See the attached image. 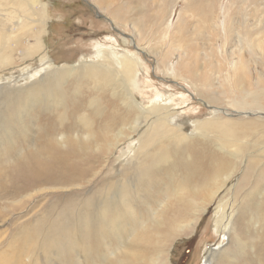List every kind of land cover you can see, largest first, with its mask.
Segmentation results:
<instances>
[{"label": "rangeland", "instance_id": "374dc122", "mask_svg": "<svg viewBox=\"0 0 264 264\" xmlns=\"http://www.w3.org/2000/svg\"><path fill=\"white\" fill-rule=\"evenodd\" d=\"M14 2L0 0V264L36 263L38 246L48 235L51 244H44L48 254L63 252L48 255V261L40 254L43 264H79L76 260L87 264L72 248L74 242L82 245L81 237L88 239L85 248L91 261L99 264L97 255L107 253L111 244L116 249L117 239L102 229L109 228L113 218L100 224L94 213L106 198L117 204V210L125 208L111 200V194L127 187L125 183L132 184L139 199L119 218L134 227L136 236L146 229L150 244L139 246L141 252L149 256L164 249L159 263L205 264L208 249L216 251L212 264H264V182L254 175L264 164L246 168L235 190L224 195L239 180L245 164L241 162L264 154V128L244 127L246 120L258 117L264 124V0H34L31 12ZM184 43L194 49L190 56L178 49ZM100 48L108 49L107 58L97 59ZM114 50L141 59L145 70L137 87L120 82L108 58ZM166 53L173 63L184 56L185 63L175 73L165 68ZM87 64L95 67L93 71L85 68ZM36 88L40 102L32 108L8 109L17 103L11 95L34 100ZM127 92L140 108L155 94L165 96L189 120L220 115L215 108L226 110L225 116L235 121L230 125L236 141L249 142L244 150H251L244 151L237 163L222 162L217 170L209 151L216 149L218 134L201 136L188 122L180 130L188 134L184 140L132 146L144 128L140 127L144 117L130 129L139 111ZM244 104L250 108L241 110ZM244 111L247 119L238 116ZM119 130L125 132L108 150ZM85 138L89 140L79 147L82 142L76 141ZM259 145L262 149H252ZM65 159L62 169L59 164ZM237 164L238 171L205 205L194 229L177 232L172 226L190 219L192 205L176 202L192 197L220 171L230 172ZM144 166L152 167L155 179L151 185L136 186ZM37 169L62 171L64 183L42 176L38 183L43 186L25 189L28 175ZM77 182L81 184L76 186ZM165 187L183 188L186 197L170 200L164 224L157 230L155 212L162 214L166 208H160L157 195ZM229 198L235 200L236 225L224 234L214 217ZM87 217L90 228L81 222ZM136 223L141 227L135 228ZM124 239L128 241L127 234ZM57 240L67 244L58 241L63 245L56 247Z\"/></svg>", "mask_w": 264, "mask_h": 264}, {"label": "bare ground", "instance_id": "6f19581e", "mask_svg": "<svg viewBox=\"0 0 264 264\" xmlns=\"http://www.w3.org/2000/svg\"><path fill=\"white\" fill-rule=\"evenodd\" d=\"M17 2H19L20 6H22L25 9V11L31 12L34 9L33 6L31 5V2H34V0H15L14 3H17ZM31 15H34V14L31 13ZM43 15L47 16L46 12H44ZM112 15H115L114 12ZM36 21L40 25L44 23V21L42 20V17H38ZM138 32H140V30H138ZM181 40H184V39H181ZM180 48H182L183 52L185 53V57L190 56V53H192L194 50L190 47V45L186 43L181 44L178 49ZM104 50H108V49L100 48L97 51V55H96L97 59L100 60V59L107 58L106 56L107 53L104 54ZM171 57H172L171 54L166 53L164 54L162 59L163 58L166 59L165 68L167 67L168 70L170 69L171 71L175 73L177 69L181 67L183 63H185L184 56L180 55L179 61L174 62V63L172 62V59H170ZM108 58H110L113 61V65H114L113 69L115 70V72L119 74V76H121L120 82L123 81L127 85L131 86L129 88H135L138 86L139 74L140 72H144L145 67L141 59L136 54L131 53V52L119 53V52H115L114 50V51H111V53H109ZM10 59L11 57L7 58V60H10ZM168 63H170V65H168ZM47 66L49 67L50 64H48ZM85 68L88 69L89 71H93L92 69H94L95 67H92L91 64H87L85 65ZM188 71L189 73H192L191 69L187 70V72ZM104 72H108L105 75L109 74L108 70ZM242 84H243V78L240 79L239 87H241ZM122 86L125 89V86L124 85ZM35 87H43V85H35ZM33 94H34V100L31 99L27 95H23L21 97H14L11 95L10 97L14 98L17 101V103H16V106L12 105L11 106L12 108L9 107L8 109H16V108L22 109L23 107L32 108L34 102L38 103L41 101V100H36L37 98H39L41 94L40 89L36 88ZM127 94L129 93L127 92ZM129 95H130L129 98L131 99V97L133 96L131 94ZM133 101H134V105L138 108L139 114L133 118V121L131 122L129 127L130 129H132L134 125L138 122L139 117L143 116L144 122L140 127H144V128H141L139 132V138L136 141V143H132V146H139L140 144L149 142L151 140H153L155 144H161L163 141H165V139H168V138L173 139L176 137H179L181 140H184L188 137V134L185 132H181L180 130L182 129V124L188 122L194 126L195 132L201 136L209 137L213 134V131L216 134H218L219 142H218L216 149H211L209 151V155L215 157L214 165L215 167H218L217 170L222 169L223 166H220L222 162L235 161L237 163L239 158L244 157V151L251 150V149L244 150V146H246L249 142L236 141L234 130L230 125V123L235 122V121L233 119L228 118V116H225V114L229 113L226 110L220 111L219 108H215L214 110L220 112L221 113L220 115H212L208 119L189 120L188 117L186 119L185 117L180 116L179 109L165 96L155 94V96L141 108L138 107L136 103V98L133 97ZM163 101H165V103H163ZM9 105L10 103L7 102L6 107H8ZM248 106L250 105H247V104H244V106L242 105L241 110H244V108H250ZM256 112L257 111H254V113ZM246 113L247 111H244V113L238 116H245ZM246 117H250V116H245L244 119H247ZM247 126L261 128L262 130L264 128V124L260 122L259 117L255 120H246V122L244 123V127H247ZM142 131H149L151 133L148 136L143 137L141 135ZM124 132L125 130L118 131V134H116L117 137L113 138L114 141L108 144V147H107L108 150L116 141L117 142L119 141L120 137L124 134ZM86 136L89 137V139L92 137L90 134H87ZM89 139L87 138L79 139L76 142L78 143L79 141L82 142L79 145L80 147L83 143H85ZM60 143H64V141L62 142L60 141ZM252 149H262V147L259 145L256 148H252ZM215 151H217V154L215 153ZM62 158H65V157H62ZM56 161H59V159L57 158L55 162ZM60 163L61 164H59V167L64 169V166L66 165V159ZM243 163L245 164H244V168L239 173L240 174L239 180H237L228 189H226V191L224 192L225 196H229L235 190L240 180L245 176L246 168H249L253 164L259 165V166L264 164V154L257 156V157H252L246 161L243 160L241 164ZM238 167L239 165L237 164V168L231 169L230 172L226 170L220 171L214 177V181L210 183L208 187L204 186V188L201 191L193 192L192 193L193 196L188 197L187 200L185 201L183 200V197L184 196L186 197V195L183 193V188L174 187L173 190H171L170 188L165 187V188L159 189L157 196L159 197L160 201L158 205L160 206L161 209H163L164 206H166V208L164 209V212L162 214L159 211L155 212V214L156 213L159 214L157 218L155 219L156 229L158 230V228L162 226V224H164L163 219L165 218V213L167 212L166 209H168V207L171 205V203L170 204L168 203L170 202V200L172 199L174 200V198L178 196V198L183 201L176 202V203L182 207L186 203L192 205L191 207L192 212H191L190 219L186 220L185 222L179 221L176 224L174 223L175 225L172 227H174L177 232L179 231L182 232L181 230H183L186 227L189 228L190 230H193L195 224L199 220L200 214L205 211V205L209 203L212 200V198L225 186V184L228 183V181L236 174V172L238 171ZM139 174H140V177L136 181V186L142 187L144 185H151L155 179V175L153 174L151 166H144L139 172ZM254 175L259 177L256 181L264 182V168L260 170H259V167L255 168ZM28 176L29 177L26 179L27 181L26 185L29 187L25 189L36 188V187H39L40 185L43 186V184H45L44 182L41 181L42 183H38V181H40L39 179H41L39 177H42V176L47 177L48 179L54 181L55 184H63L65 180V174L62 171H59V173L58 171H56L55 173H52V172L43 173V171H41L40 173H38V169H37V170H32L30 172V175ZM216 177L219 178L220 180H215ZM254 177H252L250 181L254 180ZM85 178L86 177L81 178L82 182H85ZM88 181L89 179L86 182ZM67 182L69 183V178ZM80 184L81 182H77V184L75 185L78 186ZM125 184L127 186L125 189L121 188L120 191H116L113 194H111L113 195L111 200L119 202L125 208L117 210V204L108 202L109 198H106V200H102L100 202L99 206L96 208V211L94 213V221L99 222L100 224L106 223L107 217L109 216L113 218V220L109 224V228L104 229V227L102 226V229L103 231H109L110 233H114V236L117 239L116 249H112L111 247L113 246V244H111L110 245L111 247L108 246L106 249L107 253L97 255L98 259L99 260L101 259L102 261L99 264H135L136 262H140L141 264H161L159 263L160 260L162 259L163 256L166 255L164 249L157 250L156 254H152L149 256H148V253L141 252L138 249L139 246L142 248H147L146 246L150 244V239H149L150 236L146 232V229L142 231L141 233H139L138 236H136L134 235V232H136L134 227L133 226L127 227L128 223L123 222L119 218V215H123L122 210H125L126 208H129V207L132 208L133 206H136L137 205L136 201L139 199V196L134 194L133 192V190L136 191V189L132 187V184L131 183H125ZM199 192H201L203 195L201 199L197 200V198H194V195ZM154 194H155V191L152 192V195ZM140 201H143L145 203V200H140ZM234 202L235 200L233 198H229V201L225 202L224 207L220 208V212L214 217L216 219V225L220 228V230L218 231H221L224 234H226L231 228H234L236 225L235 215L237 211L235 209ZM88 205L90 204H87L86 207H89ZM73 207L76 210H78L77 206H73ZM81 222L83 225L90 228L91 221L88 217L86 220H81ZM138 226L140 225L136 223L135 228H138ZM126 234H127L128 241L124 239ZM50 236L51 235H48L42 241V243L38 246L39 253L37 254L38 256H37L36 263H33V264H43L40 258V254L42 253L44 254L43 256L46 260L48 259V255L51 257H53L54 254L56 256H61V253L63 252L62 249L55 250L53 253L48 254V249L46 248L48 245H44V244H51V240L48 239ZM79 236H84V235L80 234ZM81 240H82V245L78 246L77 243L74 242L72 244V248L79 250L78 255L82 259V261L86 260L87 264H94L90 259V255H88L87 249L85 248V243L88 241V239L85 237H81ZM58 241L64 242L67 244L66 240H57L55 242L56 247L63 245L59 243ZM215 253H216L215 250L211 251L207 249L204 254L203 262L205 264H210V263L212 264L216 260L214 256ZM50 258L48 260H50ZM76 262L81 264L80 263L81 261L79 260H76Z\"/></svg>", "mask_w": 264, "mask_h": 264}]
</instances>
